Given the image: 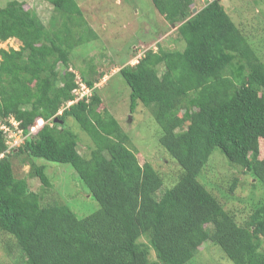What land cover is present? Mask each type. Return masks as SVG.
<instances>
[{
    "label": "trees",
    "instance_id": "trees-1",
    "mask_svg": "<svg viewBox=\"0 0 264 264\" xmlns=\"http://www.w3.org/2000/svg\"><path fill=\"white\" fill-rule=\"evenodd\" d=\"M44 1L59 13V27L55 17L46 26L17 0L0 7V42H21L0 48V119H12L23 136L9 152L0 128V229L15 239L18 264H185L206 241L233 264H264V201L238 224L198 180L218 149L264 186V63L220 0H203L196 12L195 0H151L165 20L180 22L183 48L147 49L119 69L130 112L140 102L153 107L158 142L180 169L162 191L158 172L138 162L95 91L68 104L78 83L70 70L60 80L55 68L67 67L74 46L95 34L85 25L89 34L74 40L72 28L82 21L76 0ZM66 118L92 141L87 157ZM8 152L74 167L98 208L81 217L66 204H42L26 179L14 176ZM33 175L42 189L52 184L44 165Z\"/></svg>",
    "mask_w": 264,
    "mask_h": 264
},
{
    "label": "rangeland",
    "instance_id": "rangeland-1",
    "mask_svg": "<svg viewBox=\"0 0 264 264\" xmlns=\"http://www.w3.org/2000/svg\"><path fill=\"white\" fill-rule=\"evenodd\" d=\"M9 0H0V7ZM25 9L35 12L46 26L55 17V27L61 23L60 15L52 5L44 0H17ZM82 12V21L73 26L74 40L83 32L85 25L94 30L95 37L81 41L70 51L68 66H56L55 71L61 80L64 72L72 71L74 81L84 82L82 75L92 81L94 87L88 88L90 94L95 91L100 99V108L104 107L117 120L120 129L128 136L127 145L137 156L138 162H148L160 175L163 185L161 191L171 186L177 179L180 169L158 142L161 129L154 120L153 107L138 103L135 111L130 112V88L120 76L119 69L132 65L143 56L147 49L170 50L183 48L177 27L180 22L169 23L159 14L151 0H76ZM231 20L244 34L248 44L264 63V0H220ZM204 5L203 0H195L197 10ZM21 42L9 38L0 42V48L18 49ZM160 68L158 72L160 73ZM103 75V76H102ZM85 83V82H84ZM77 91H75V94ZM182 113V110L180 111ZM0 119V128L7 134L11 150L22 142L21 131L16 122ZM42 123V122H41ZM39 123L38 125H41ZM64 121L60 120V124ZM66 123L77 131L78 152L87 157L92 141L70 118ZM15 142V143H14ZM15 151V150H14ZM10 156L14 176L25 178L28 189L38 192L42 204L59 202L66 204L78 216H86L98 208L90 197L87 186L79 180L76 169L62 164L32 158L26 154ZM260 157L264 154V140H260ZM2 155H0L1 157ZM37 165H44L50 187L42 189L39 180L33 175ZM199 182L221 203L222 207L238 224H242L252 213L254 206L264 201V186L251 177L238 165L230 163L220 150L215 149L202 168ZM233 187V188H232ZM211 226L206 225L209 229ZM138 241L146 243L144 237ZM261 251H264V239L261 238ZM19 250L15 239L0 229V264H18ZM149 258L154 259L150 250ZM185 264H233L221 248L210 241L202 244Z\"/></svg>",
    "mask_w": 264,
    "mask_h": 264
},
{
    "label": "built area",
    "instance_id": "built-area-1",
    "mask_svg": "<svg viewBox=\"0 0 264 264\" xmlns=\"http://www.w3.org/2000/svg\"><path fill=\"white\" fill-rule=\"evenodd\" d=\"M77 83H78V82H77ZM75 91H77V93L75 94L74 99H73L72 101L68 102V104H70V103H72V102H75V101L81 99L83 96H85V95H87V94H90V91H89L88 87H87L84 83H82V82L79 83V87H77V88L75 89ZM36 127H37V126H36ZM36 127H33V128L31 129V131L35 130ZM22 139H23V137H22ZM22 141H23V140H22ZM14 143H15V142H14ZM7 144H8V142H7ZM8 149H9V146H8ZM0 155H3V154H0Z\"/></svg>",
    "mask_w": 264,
    "mask_h": 264
},
{
    "label": "water",
    "instance_id": "water-1",
    "mask_svg": "<svg viewBox=\"0 0 264 264\" xmlns=\"http://www.w3.org/2000/svg\"><path fill=\"white\" fill-rule=\"evenodd\" d=\"M197 9L196 8H193V12H196ZM58 121L57 118H54V122Z\"/></svg>",
    "mask_w": 264,
    "mask_h": 264
}]
</instances>
